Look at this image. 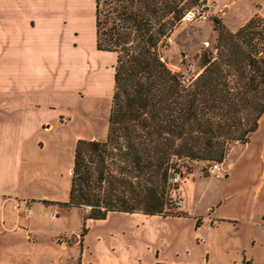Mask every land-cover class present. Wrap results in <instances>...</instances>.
Segmentation results:
<instances>
[{
    "label": "rangeland",
    "instance_id": "374dc122",
    "mask_svg": "<svg viewBox=\"0 0 264 264\" xmlns=\"http://www.w3.org/2000/svg\"><path fill=\"white\" fill-rule=\"evenodd\" d=\"M85 1L79 41L88 45L93 23L90 0ZM208 1L213 4L208 18L179 19L163 49L166 65L184 80L200 70L203 52L214 53L218 26L234 30L253 13H264V0ZM90 56L102 68L95 65L86 77L72 79L60 97L45 96L57 102L63 120L58 121L53 110L45 113L50 125L35 135L43 146L31 149L17 183L19 192L33 198L29 216L33 234L25 237L23 226L14 232V240L4 237L10 250L3 247L0 254L14 253L20 264H264V111L244 143L228 145L217 176L204 171L207 160L179 167L182 176L176 178L172 192L183 212L179 216L109 212L93 219L83 218L78 207L37 202L39 196L67 198L74 138L105 136L114 56L108 51ZM63 230L68 234L52 235ZM70 233L76 235L73 246L64 249Z\"/></svg>",
    "mask_w": 264,
    "mask_h": 264
},
{
    "label": "trees",
    "instance_id": "16d2710c",
    "mask_svg": "<svg viewBox=\"0 0 264 264\" xmlns=\"http://www.w3.org/2000/svg\"><path fill=\"white\" fill-rule=\"evenodd\" d=\"M195 1L93 0L95 48L115 55L106 132L75 140L67 198L52 203L81 208L83 218L179 216L177 184L167 175L182 176L189 161H221L231 142L244 143L256 129L264 111V16L253 13L234 30L218 26L214 53L203 52L200 70L184 80L167 67L163 49Z\"/></svg>",
    "mask_w": 264,
    "mask_h": 264
},
{
    "label": "crops",
    "instance_id": "0c3cea01",
    "mask_svg": "<svg viewBox=\"0 0 264 264\" xmlns=\"http://www.w3.org/2000/svg\"><path fill=\"white\" fill-rule=\"evenodd\" d=\"M86 3L85 0H0V250L3 247L10 250L4 237L14 240V232L25 229L23 226L27 227L25 237L33 234L30 215L22 221L16 219L13 198L27 197L33 201L31 195L18 191L17 183L31 149L43 146L35 135L50 125L45 123V113L53 110L58 121L63 120L57 102L45 96L60 97L72 79L86 77L95 65L102 68L90 54L112 52L95 48L93 0H90L91 41L88 45L80 43L83 33L79 21ZM257 13L264 16L261 11ZM111 91L112 88L109 96ZM41 197L36 198L37 202L55 204L54 200ZM67 231L52 235L61 237ZM64 244V249L73 246L70 241ZM17 259L14 253L0 254V264H20Z\"/></svg>",
    "mask_w": 264,
    "mask_h": 264
},
{
    "label": "built area",
    "instance_id": "2783aa9c",
    "mask_svg": "<svg viewBox=\"0 0 264 264\" xmlns=\"http://www.w3.org/2000/svg\"><path fill=\"white\" fill-rule=\"evenodd\" d=\"M212 5L213 4L208 0H198L197 2L183 10L182 15L180 16V20L187 22L205 20L210 14V8L212 7ZM222 166V161H209L204 167V171L206 172V174L217 176L222 171ZM177 177V174H175L174 172H170L167 175L166 181L168 183H173L176 181ZM13 209L17 220L25 219L31 213V200L25 197H14Z\"/></svg>",
    "mask_w": 264,
    "mask_h": 264
},
{
    "label": "water",
    "instance_id": "95a60500",
    "mask_svg": "<svg viewBox=\"0 0 264 264\" xmlns=\"http://www.w3.org/2000/svg\"><path fill=\"white\" fill-rule=\"evenodd\" d=\"M74 237H76L75 233L71 234L70 238H69V241L72 242Z\"/></svg>",
    "mask_w": 264,
    "mask_h": 264
}]
</instances>
